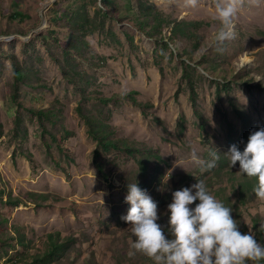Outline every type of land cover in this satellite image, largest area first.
Here are the masks:
<instances>
[{
	"label": "rangeland",
	"instance_id": "1",
	"mask_svg": "<svg viewBox=\"0 0 264 264\" xmlns=\"http://www.w3.org/2000/svg\"><path fill=\"white\" fill-rule=\"evenodd\" d=\"M100 1L0 0V264L28 263L54 233L69 243L52 264H153L142 253L131 254L135 238L122 219L130 208L127 185L134 182L157 202L166 236L172 193L202 179L232 208L241 233L251 229L264 242L256 178L242 176L239 162L230 168L226 154L232 144L243 151L251 132L264 128V0H245L234 38L223 45L211 43L219 27L215 0L195 6L187 0H110L105 7ZM139 2L162 12V34H145L152 16L140 31L123 12L150 10ZM99 9L119 13L121 21L106 20L105 29L120 44L65 18L76 11L91 17ZM178 21L186 34L170 42ZM13 58L24 74L21 83L13 77ZM184 63L193 67L187 77ZM129 94L144 107L123 98ZM76 107L105 125L108 141L126 142L131 152L98 148ZM214 150L215 167L201 172L192 155L211 160Z\"/></svg>",
	"mask_w": 264,
	"mask_h": 264
},
{
	"label": "clouds",
	"instance_id": "2",
	"mask_svg": "<svg viewBox=\"0 0 264 264\" xmlns=\"http://www.w3.org/2000/svg\"><path fill=\"white\" fill-rule=\"evenodd\" d=\"M195 6L198 0H187ZM245 0H215V15L219 27L213 35L212 44L223 45L234 38L235 20ZM257 80L260 81L258 78ZM229 166L239 162L242 176L256 178L254 194L264 199V128L251 132L248 142L240 151L230 145ZM211 160L195 154L192 160L205 172L215 167L219 153L214 150ZM125 201L130 205L122 217L131 226L135 238L132 248L149 257L153 264H258L264 260V242H260L249 229L239 230V222L231 215L232 208L212 195L202 179H196L189 187L172 193L167 205L168 236L157 221V202L136 182L128 183ZM199 201L194 208L189 207Z\"/></svg>",
	"mask_w": 264,
	"mask_h": 264
},
{
	"label": "trees",
	"instance_id": "3",
	"mask_svg": "<svg viewBox=\"0 0 264 264\" xmlns=\"http://www.w3.org/2000/svg\"><path fill=\"white\" fill-rule=\"evenodd\" d=\"M76 1V0H74ZM102 6H107L110 3V0H101L100 1ZM138 5H141L142 9H150V10H139L138 14L135 11H123L126 13L127 17H133V19L137 22L138 30L144 31L145 25L147 24V17L152 16L153 23L151 25H148V30L145 34L148 36H155L158 34H162L163 30V23L164 20H162V12L159 10H151V6H147L144 4V2H139ZM144 17L142 21H139L140 17ZM65 18L71 19V24L75 27H79L80 29H86L90 28L89 30L91 32L98 31L105 33L106 36H108L111 40H114V42L119 43L118 39L116 38V35L110 30L105 29V22L106 20L111 21H121V17L119 16V13L117 11H102V9H99L97 11L93 12V15L90 17L86 11H76L72 12L71 14H65ZM174 25L172 26L170 30V37L169 41L174 42V39L178 35H184L186 34L185 30L182 27L183 22H173ZM126 40H130L127 35L125 36ZM163 41V44L166 48L169 47V42L165 41L164 38H160ZM195 47L198 48V45L195 44ZM174 52L172 51V54ZM13 66H14V80L16 83H21L24 80V74L23 71L19 68V62L16 61L15 58H13ZM185 64V63H184ZM189 70H193V67L190 64H185L184 66V77H187ZM60 71L62 73V76L69 82L73 84L72 79H69L66 71L64 68L60 67ZM191 86V94H192V103L194 105V108H196V93L194 90V86L190 84ZM123 98L128 99L131 101L136 107H144L143 105H140L135 97H132V95H125ZM101 101H106L104 98H101ZM234 107V105H233ZM195 110V114L197 115V109ZM27 111L31 112L32 114L40 116H44L45 113L42 111H35L32 109H28ZM76 111L79 115V117L83 120L84 124L87 126V133L88 136L93 139L96 143L98 148L103 149L105 152H109L111 150L117 151V152H131L128 149V146L126 142H113L108 141L109 135L105 133V125L101 122H99L94 117H91L89 115H86L83 113V110L81 107H76ZM236 112L238 115L242 116V112H239V109H236ZM19 118H16V122L18 123ZM68 134V133H66ZM65 134V137L67 135ZM28 161L32 162L31 155H28ZM94 161H96L95 165L101 175L105 177L104 175V167L102 164H100L99 161V153L94 152ZM31 197L37 198L41 197L42 201H46L48 198V194H39V193H29L28 194ZM14 207L18 206L17 201H10ZM260 232L262 234V237L264 238V226L260 229ZM60 234L54 233V234H48L47 235V249L40 254H37L36 256H33L31 261L24 264H52L54 260L60 259L64 254V249L69 243V241L61 242L59 241ZM70 240V239H66ZM264 261V260H263Z\"/></svg>",
	"mask_w": 264,
	"mask_h": 264
},
{
	"label": "water",
	"instance_id": "4",
	"mask_svg": "<svg viewBox=\"0 0 264 264\" xmlns=\"http://www.w3.org/2000/svg\"><path fill=\"white\" fill-rule=\"evenodd\" d=\"M100 1V0H99Z\"/></svg>",
	"mask_w": 264,
	"mask_h": 264
}]
</instances>
